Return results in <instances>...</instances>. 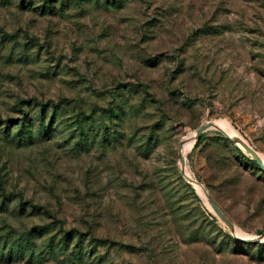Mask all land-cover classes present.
<instances>
[{
    "label": "rangeland",
    "instance_id": "374dc122",
    "mask_svg": "<svg viewBox=\"0 0 264 264\" xmlns=\"http://www.w3.org/2000/svg\"><path fill=\"white\" fill-rule=\"evenodd\" d=\"M220 120L264 155V0H0V264H264Z\"/></svg>",
    "mask_w": 264,
    "mask_h": 264
},
{
    "label": "water",
    "instance_id": "95a60500",
    "mask_svg": "<svg viewBox=\"0 0 264 264\" xmlns=\"http://www.w3.org/2000/svg\"><path fill=\"white\" fill-rule=\"evenodd\" d=\"M208 129H214V130L218 131L219 133L224 135L226 138H228L234 145L241 147L243 149V151L249 156V158L254 163H256L259 166V168L264 172V165L262 164V162H261L259 156L257 155L256 151L251 146H249V144H247L244 140H242L239 137L227 136L223 131H221L219 128H217L213 124V122H211V121H205L204 123L199 124L196 128H194L193 135H192L193 144L198 139L199 135ZM180 146H181V140L178 143V150L180 149ZM177 160H178V167H179L180 175L182 176V178L186 181V183L188 185L193 187V183H197V182L185 172L184 156H182L178 153ZM203 192H204L205 198H206L210 208L212 209V211L214 212L216 217L226 226L228 231L233 233L234 232L233 223L217 207V205L212 201V199L208 196V194L204 191V189H203ZM236 238L242 242L260 241V240H264V232L258 234L257 236H255L253 238H249V237L242 238V237H237V236H236Z\"/></svg>",
    "mask_w": 264,
    "mask_h": 264
},
{
    "label": "bare ground",
    "instance_id": "6f19581e",
    "mask_svg": "<svg viewBox=\"0 0 264 264\" xmlns=\"http://www.w3.org/2000/svg\"><path fill=\"white\" fill-rule=\"evenodd\" d=\"M211 122H213V124H214L217 128H219L221 131H223L227 136H230V137H237L236 134H235V132L233 131L232 127H231L227 122H225V121H221V120H220V121H215V122H214V121H211ZM208 130H209V129H208ZM192 135H193V132L190 133V134L186 137L185 140L181 141V146H180V149H179V154H180V155L184 156V155L190 150V148H191V146H192V144H193ZM257 155H258V154H257ZM258 156H259V158H260L262 164L264 165V155H258ZM193 188H194V190L196 189V191H197L198 193L201 194V196L203 197V199H204L205 201H207L206 198H205V195H204L203 189H202V187H201L199 184H197V183H193ZM235 230H236V229H234V234L236 233V235H240V236H242V234H240L239 231H236V232H235Z\"/></svg>",
    "mask_w": 264,
    "mask_h": 264
},
{
    "label": "trees",
    "instance_id": "16d2710c",
    "mask_svg": "<svg viewBox=\"0 0 264 264\" xmlns=\"http://www.w3.org/2000/svg\"><path fill=\"white\" fill-rule=\"evenodd\" d=\"M203 137H204L203 134L199 135L198 139L193 144V148L197 147L199 145V143H201V140L203 139ZM246 244H248V243H246Z\"/></svg>",
    "mask_w": 264,
    "mask_h": 264
}]
</instances>
